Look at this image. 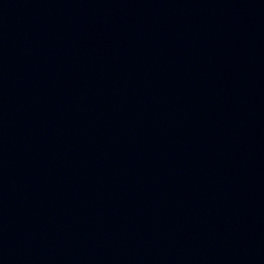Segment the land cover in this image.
<instances>
[{"label":"water","instance_id":"water-1","mask_svg":"<svg viewBox=\"0 0 264 264\" xmlns=\"http://www.w3.org/2000/svg\"><path fill=\"white\" fill-rule=\"evenodd\" d=\"M264 136V0H0V248Z\"/></svg>","mask_w":264,"mask_h":264}]
</instances>
